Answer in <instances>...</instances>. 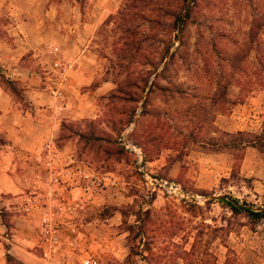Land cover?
<instances>
[{"label":"rangeland","instance_id":"rangeland-1","mask_svg":"<svg viewBox=\"0 0 264 264\" xmlns=\"http://www.w3.org/2000/svg\"><path fill=\"white\" fill-rule=\"evenodd\" d=\"M53 1L0 16V34L28 19L70 38L24 59L57 92V134L11 150L0 264H264V217L246 212H264V0ZM234 54L246 72L226 83ZM0 84L33 109L24 83Z\"/></svg>","mask_w":264,"mask_h":264},{"label":"crops","instance_id":"crops-1","mask_svg":"<svg viewBox=\"0 0 264 264\" xmlns=\"http://www.w3.org/2000/svg\"><path fill=\"white\" fill-rule=\"evenodd\" d=\"M37 1L38 6L39 2L44 3V9H48L51 13L57 11L60 5L59 2L56 4L53 0ZM29 2L31 7H28ZM33 5H36V0L34 3L33 0H0V16H6L7 12L10 11L11 16H14L13 19L17 20L16 15L19 14V11H25L27 8L38 11L36 6ZM69 8L71 9L69 12L72 11L78 15L79 7L76 0L70 3ZM10 21L12 22V20ZM13 25L8 23L7 26L11 27L9 32L1 31L0 34V79H2V76H7L14 86L21 89L25 87L26 91L31 90V92L27 91V93L29 94L31 105L34 107L33 109L30 107L29 111H21L13 101L11 94L5 89L3 84H0V133L11 143V145L8 143L6 146H0V150L4 147L10 148L9 153L5 150H3L4 152H0V169L4 170V176L0 175V191L4 190V192L8 193L15 188L11 180L12 178L8 173L12 169L11 158L15 153L14 151L11 152V150L14 147H19L25 153L36 154L39 150H44L46 146L51 148L47 143L55 138L57 134V127L53 123L51 124V121L57 118V112L55 113L54 109L60 103L56 97L57 92L52 90L50 93H47L43 89L44 83L36 79L39 76L34 74L33 78L31 70L23 65L25 64L24 59L30 57L41 59L45 52L53 55L56 49L53 44L49 45V49L44 48L37 52L38 47H41L39 43H43L45 46L55 42H58V45H66V41L70 39L69 37L64 38L61 34H57L56 37H51L49 33L39 35L38 32L35 33L38 23H29L28 19L24 22L14 23ZM29 25H33L32 31L29 30ZM78 25H80V20L77 19L75 26ZM2 27L6 26L0 22V28ZM4 32H7V35ZM73 42L74 40L69 41L68 44ZM33 61L37 62L36 60ZM46 81L50 82V79L46 78ZM21 83H24V87L21 86ZM26 91L24 90V93ZM10 101L11 105L8 104ZM34 111L36 114H40V117H35ZM51 113L55 115V118L54 116H50Z\"/></svg>","mask_w":264,"mask_h":264},{"label":"trees","instance_id":"trees-1","mask_svg":"<svg viewBox=\"0 0 264 264\" xmlns=\"http://www.w3.org/2000/svg\"><path fill=\"white\" fill-rule=\"evenodd\" d=\"M187 17H189V12H187ZM262 27H264V22H263V25H262ZM263 54H264V51H263ZM174 56H171V58H170V60L172 61V60H174V58H173ZM237 55H233L232 56V62H231V68L233 69V70H235L236 71V74H238V76H239V79H237L236 81H235V78H234V75L231 73V72H228V73H222V75H226L225 77H223V80L227 83V82H232V81H234V82H236V83H240L241 82V78H240V76L241 77H243L244 76V74H245V68H243V67H241L240 66V63H245V60H241V61H238L237 62ZM1 70V69H0ZM254 73V72H253ZM164 75V74H163ZM250 76H251V74H250ZM238 78V77H237ZM10 83H12V82H10ZM252 84V82H248L247 83V85H251ZM13 85V84H12ZM13 87H14V85H13ZM238 135H240V136H242V134H238ZM247 144L248 145H252V143H250V142H247ZM235 147V146H234ZM221 202L223 203V204H225L227 207H229L230 209H231V211H233V212H235V211H237L239 208H238V206L236 205V201H225V199L224 200H221ZM246 212H247V214L249 215V216H251L252 218H255V219H261V218H263L264 217V212H261V213H254V212H251V211H249V210H246ZM149 225V224H148ZM133 229H134V225H130V226H128V229H127V231L129 232V234H132V231H133ZM141 234H146V230H144L143 229V232L141 233ZM147 250H149V249H147ZM130 253L131 254H133L134 253V249H132V248H130Z\"/></svg>","mask_w":264,"mask_h":264},{"label":"built area","instance_id":"built-area-1","mask_svg":"<svg viewBox=\"0 0 264 264\" xmlns=\"http://www.w3.org/2000/svg\"><path fill=\"white\" fill-rule=\"evenodd\" d=\"M164 186H166V188L168 189V191L170 193H174L175 194L177 192V190H179L178 187H176V185L169 184L167 182H164ZM85 264H95V263L90 261V260H88V261L85 262Z\"/></svg>","mask_w":264,"mask_h":264}]
</instances>
